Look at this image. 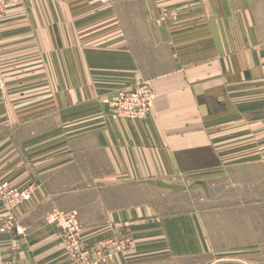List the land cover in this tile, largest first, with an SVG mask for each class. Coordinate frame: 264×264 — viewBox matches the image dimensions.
Wrapping results in <instances>:
<instances>
[{"label": "crops", "instance_id": "obj_1", "mask_svg": "<svg viewBox=\"0 0 264 264\" xmlns=\"http://www.w3.org/2000/svg\"><path fill=\"white\" fill-rule=\"evenodd\" d=\"M138 82L148 116L116 118ZM2 182L33 191L0 197V264H264V0H10Z\"/></svg>", "mask_w": 264, "mask_h": 264}, {"label": "built area", "instance_id": "obj_2", "mask_svg": "<svg viewBox=\"0 0 264 264\" xmlns=\"http://www.w3.org/2000/svg\"><path fill=\"white\" fill-rule=\"evenodd\" d=\"M106 1V0H102ZM10 0H0V16L6 12ZM150 89L145 84H136L129 91H120L114 102L120 115L142 118L147 115L151 107ZM0 196L6 200L9 207L17 206L30 200V190L12 187L8 182L0 185ZM46 223L58 228L63 240L64 248L67 250H79V229L72 213L53 211L46 216ZM81 257V255H78Z\"/></svg>", "mask_w": 264, "mask_h": 264}, {"label": "rangeland", "instance_id": "obj_3", "mask_svg": "<svg viewBox=\"0 0 264 264\" xmlns=\"http://www.w3.org/2000/svg\"><path fill=\"white\" fill-rule=\"evenodd\" d=\"M171 13V17L173 18V15L174 14H172V12H170ZM167 16L168 14H167V11H164V14H163V16ZM170 16V15H169ZM169 19V18H168ZM28 74V73H32V72H20V74ZM42 73V75H41V77H40V82L39 83H35V84H37V86L36 87H34L33 85H29V86H26V90H27V92H29V91H34V90H36L37 92H38V94H37V96H39V97H41V99L43 100V99H45V100H48L49 99V97H50V95L51 94H53V91H54V89H55V86L53 87V86H51V83H50V72H46V71H43V72H41ZM39 79V78H38ZM136 84H145V85H147L148 86V88L150 89V93H151V97L153 98V93H152V89L150 88V86L146 83V82H138V83H136ZM133 88V87H132ZM132 88H130V89H132ZM129 88L128 89H126V90H120V91H122V92H124V91H129L130 90ZM120 91H117L116 92V94H115V97L113 98V101L111 102V106H112V108H113V110H114V115H115V117L116 118H118V119H126V120H130V121H136V120H142V119H145L147 116H148V114H149V112H150V109H151V107L149 108V110H148V112H147V115L145 116V117H142V118H135V117H128V116H124V115H120L119 114V110H118V107H117V105L114 103V102H116V100H115V98H116V96H117V94L120 92ZM152 98H151V102H152ZM48 103V102H47ZM12 122V121H11ZM3 183V182H2ZM1 183V184H2ZM9 183V182H8ZM0 184V185H1ZM12 187H15V186H13L11 183H9ZM15 188H17V187H15ZM27 189H29L30 190V193H32V189L30 188V186L29 187H27ZM1 197V196H0ZM3 202L5 203V204H7L6 203V200L4 201L3 200ZM12 207H16V206H12ZM60 236V235H59ZM61 238V237H60ZM63 248H64V246H63ZM65 249V248H64ZM82 253H83V250H82V247H81V245H79V250H77V251H74V250H67V249H65V252H64V254L65 255H67V256H69L72 260H77V258H78V255H82ZM87 253L85 252V255H86ZM77 261H80V260H77ZM82 262V261H81ZM81 262H79L78 264H81ZM84 264V263H83Z\"/></svg>", "mask_w": 264, "mask_h": 264}, {"label": "bare ground", "instance_id": "obj_4", "mask_svg": "<svg viewBox=\"0 0 264 264\" xmlns=\"http://www.w3.org/2000/svg\"><path fill=\"white\" fill-rule=\"evenodd\" d=\"M47 218V217H46ZM46 218H45V220H46Z\"/></svg>", "mask_w": 264, "mask_h": 264}]
</instances>
